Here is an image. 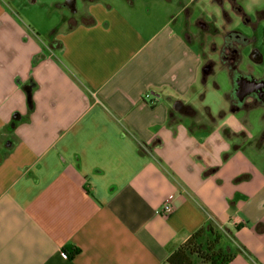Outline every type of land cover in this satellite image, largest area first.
I'll return each instance as SVG.
<instances>
[{
    "label": "crops",
    "instance_id": "0c3cea01",
    "mask_svg": "<svg viewBox=\"0 0 264 264\" xmlns=\"http://www.w3.org/2000/svg\"><path fill=\"white\" fill-rule=\"evenodd\" d=\"M212 1L222 26L225 12L264 20L247 19L246 0ZM86 2L46 54L0 6V264H162L206 222L248 252L229 264H264V169L242 156L224 106L189 101L218 51L194 50L174 17L150 29Z\"/></svg>",
    "mask_w": 264,
    "mask_h": 264
},
{
    "label": "rangeland",
    "instance_id": "374dc122",
    "mask_svg": "<svg viewBox=\"0 0 264 264\" xmlns=\"http://www.w3.org/2000/svg\"><path fill=\"white\" fill-rule=\"evenodd\" d=\"M107 1L128 14V17L139 24L143 20L148 28H160L174 17L172 28L182 32L187 29L192 36L191 46L196 51L212 59H216L215 50L222 44V28L225 31L240 33L250 39V44L240 48L243 59L238 65L242 72L253 73L255 77L264 75V20L257 22V12L264 9V0H246L247 19L257 22L253 27L243 24L240 18L230 14V25L222 26L223 11L212 0H198L186 9L180 11L177 4L179 0H102ZM66 0H0V6L8 8L14 14L17 25L27 39L41 46L46 52L53 46L54 40L62 34L70 24V20H77L79 14L88 8L89 2L76 0V12L65 6ZM204 18L208 23L205 30L200 29L198 19ZM229 23L226 20L225 24ZM252 47L259 49L262 56L261 64H253L248 53ZM46 54V53H45ZM204 65V63H203ZM251 71V72H250ZM200 74L203 75L202 69ZM194 95L189 98L190 103L196 107L208 105L215 108L222 105L226 108L223 121L234 118L243 127L239 135V145L242 156L246 157L256 168L264 169V104L250 108H241L232 114L229 112V101L226 97L231 90V78L226 68L216 65L205 82L201 78L195 86ZM214 97L213 103L205 104L209 94ZM226 97V99H225ZM216 100L219 103H216ZM224 104V105H223ZM219 108V107H218ZM219 111V110H218ZM241 138L245 140L240 141ZM235 141V140H233ZM236 144L238 142L235 141Z\"/></svg>",
    "mask_w": 264,
    "mask_h": 264
},
{
    "label": "flooded vegetation",
    "instance_id": "af4514ba",
    "mask_svg": "<svg viewBox=\"0 0 264 264\" xmlns=\"http://www.w3.org/2000/svg\"><path fill=\"white\" fill-rule=\"evenodd\" d=\"M218 1L220 2V0ZM75 3L76 0H66L65 6L74 13L76 12ZM224 17L228 18L226 12L224 13ZM227 20H229L230 23V19ZM69 22L74 23L75 20H70ZM245 25L249 26L248 22L245 23ZM251 27H253V25ZM248 44H250V40L242 37L240 33L226 32L217 54L218 64L221 67L226 68V70L229 72L231 78V90L230 93L226 95V97L228 98L227 100L229 101L230 107L233 106L236 110H239L241 108L248 109L253 106L264 104V75L255 77L251 71V73L242 72L238 68L239 63L243 59L240 48ZM258 52L259 49L252 47L251 51L248 53V57L251 58V61H260V59L256 58V53L258 54ZM215 65L216 64L212 61H209L204 65V68L202 70L203 78H206V76L210 72H212ZM243 79H247V81ZM251 80L260 82L262 84L261 88L257 89L254 87V85L250 84L248 81ZM236 82H238V85L242 87L244 92H249L242 99H239L235 94L236 90L238 89V85ZM184 111L188 112V110Z\"/></svg>",
    "mask_w": 264,
    "mask_h": 264
},
{
    "label": "trees",
    "instance_id": "16d2710c",
    "mask_svg": "<svg viewBox=\"0 0 264 264\" xmlns=\"http://www.w3.org/2000/svg\"><path fill=\"white\" fill-rule=\"evenodd\" d=\"M231 111L237 110L232 106ZM257 230L262 231L261 226ZM228 236L232 237L225 229L206 222L184 243L172 249L162 264H229L237 254L249 255L241 246L232 249V245L226 243ZM65 250L71 255L78 252L76 248Z\"/></svg>",
    "mask_w": 264,
    "mask_h": 264
},
{
    "label": "built area",
    "instance_id": "2783aa9c",
    "mask_svg": "<svg viewBox=\"0 0 264 264\" xmlns=\"http://www.w3.org/2000/svg\"><path fill=\"white\" fill-rule=\"evenodd\" d=\"M145 97L146 99L150 98L149 94H147ZM173 210H174L173 195H169L162 203L159 213L163 216H168L173 212Z\"/></svg>",
    "mask_w": 264,
    "mask_h": 264
},
{
    "label": "clouds",
    "instance_id": "9594fccd",
    "mask_svg": "<svg viewBox=\"0 0 264 264\" xmlns=\"http://www.w3.org/2000/svg\"><path fill=\"white\" fill-rule=\"evenodd\" d=\"M213 101H214V97L210 93L209 94V99L205 101V104L213 103ZM216 103H219V101L216 100ZM213 111H215V104L213 106ZM223 123L227 124L229 127H231L233 129V131H241V130H243V127L241 125H239V123L237 121H235L234 118H229V120H226Z\"/></svg>",
    "mask_w": 264,
    "mask_h": 264
},
{
    "label": "water",
    "instance_id": "95a60500",
    "mask_svg": "<svg viewBox=\"0 0 264 264\" xmlns=\"http://www.w3.org/2000/svg\"><path fill=\"white\" fill-rule=\"evenodd\" d=\"M243 80H246L247 79H243ZM250 84L254 85L255 88L259 89L261 88V83L260 82H256L255 80H251V81H248ZM237 85H238V82H236ZM249 92L248 91H243L242 87L238 85V89L236 90L235 94L236 96L239 98V99H242L246 94H248ZM181 106V103L180 102H175L174 104V109H177V108H180Z\"/></svg>",
    "mask_w": 264,
    "mask_h": 264
}]
</instances>
